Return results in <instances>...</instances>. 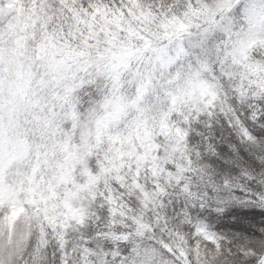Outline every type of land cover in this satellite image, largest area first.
I'll return each mask as SVG.
<instances>
[{
	"label": "snow or ice",
	"instance_id": "snow-or-ice-1",
	"mask_svg": "<svg viewBox=\"0 0 264 264\" xmlns=\"http://www.w3.org/2000/svg\"><path fill=\"white\" fill-rule=\"evenodd\" d=\"M0 264H264V0H0Z\"/></svg>",
	"mask_w": 264,
	"mask_h": 264
}]
</instances>
